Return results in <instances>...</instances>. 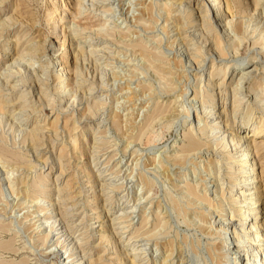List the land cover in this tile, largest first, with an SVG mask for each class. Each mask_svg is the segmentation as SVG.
Masks as SVG:
<instances>
[{
	"label": "rangeland",
	"instance_id": "374dc122",
	"mask_svg": "<svg viewBox=\"0 0 264 264\" xmlns=\"http://www.w3.org/2000/svg\"><path fill=\"white\" fill-rule=\"evenodd\" d=\"M165 1L0 0V71H4L0 74V100L5 106L0 116V143L21 157L18 161L10 160L9 156L5 160L0 158V264H66V261L61 262L62 256L70 254L74 262L82 253L85 260H96L102 255L101 264H108V250L100 243L98 233L110 224L115 227L113 231H118L114 236L116 241L123 239L139 246L144 254L143 264H162L163 259H166L165 264H236L233 255L228 254L233 244L223 243L220 237L208 231V225H213L218 218L207 211L205 219L196 215L197 204L192 202L189 206L190 198L183 185L186 181L195 183L203 178L212 181L214 170L208 163L210 160L219 163L216 168L221 165L219 173L224 174L223 177L235 176L236 183L239 177L234 169L240 162L249 163L248 157L234 158L233 167L226 165L225 154L235 150H231L233 147L222 149L214 139L209 140L207 146L181 157H173L179 152L173 151L172 145L182 144L184 127L194 130L198 122L202 123L203 114L197 105L200 90L211 89L207 82L216 86L223 80L220 90H224L225 99L219 102L226 112L221 119L228 131L237 126L251 128L257 122L264 125L261 75H255L254 81L250 75L241 81L238 79L241 73L235 75L250 64L252 57L251 69L254 70V66L259 67L257 71L264 69V37L261 38L264 1L222 0L233 17L225 26L213 18L214 7L209 8L206 0H179L176 6H163ZM181 2L197 7L192 15L194 23L184 18L186 8ZM206 7L210 10L212 29H205V37H200L195 33L200 27L198 11ZM214 33L222 39L220 51L210 44ZM139 45L153 57L146 58ZM195 50L200 54H195ZM13 60L16 62L6 69V64ZM61 67L64 70H59ZM32 76L48 80L43 89L49 95L47 99L51 96L56 104L60 100L63 107L70 101L73 103L64 109V117L59 114L56 133L48 129L55 111L49 112L46 108L42 116H36L38 112L31 113L30 122L25 123V113H18V107L10 106L24 99L28 102L36 99L39 86L31 82ZM238 81L242 82L241 88L233 93ZM62 85L67 86L59 97L57 92ZM22 90L26 96L18 99ZM217 91L218 88L211 93ZM234 94L240 103L237 113L231 110ZM86 98L88 102L98 103L94 115L88 119L80 116ZM34 119L44 130L36 133L37 140L32 143L25 133L17 130L24 127L23 122L31 128ZM65 119H69L68 127L74 122L77 126L71 133L62 130ZM69 134L75 137L76 148ZM203 140L207 141L200 139ZM262 142L264 130L254 142L258 144L255 160L263 171L257 179L258 189L263 190L259 201L264 206ZM60 149L64 171L57 185H53L52 180L59 173L55 161ZM94 155L96 160L92 161ZM97 168L102 169L103 174L94 178ZM83 171L90 178L85 184ZM227 171L229 173H225ZM110 172L116 177L107 176ZM41 177L50 188L44 195L40 193L43 188L33 187V183H42L39 182ZM104 178L105 182L118 187L109 185L107 190H101ZM20 179L22 183L17 185ZM147 180L151 181V186L143 182ZM64 184L67 185L63 193H57V186ZM173 200L182 207L180 210H176ZM46 202L53 206L45 207ZM53 213H56L55 218H60V226L67 227L66 239L60 237L59 245L52 243L56 236L41 238ZM142 214L146 215V222L140 228ZM115 216L118 219L113 221ZM117 221L119 225L129 226L120 231L118 224H112ZM133 227L137 231L134 232ZM90 228L99 231L90 236ZM229 233L225 234L227 240ZM67 246L71 250L62 253ZM147 258L150 260L145 262ZM242 260L243 257H239V262Z\"/></svg>",
	"mask_w": 264,
	"mask_h": 264
},
{
	"label": "bare ground",
	"instance_id": "6f19581e",
	"mask_svg": "<svg viewBox=\"0 0 264 264\" xmlns=\"http://www.w3.org/2000/svg\"><path fill=\"white\" fill-rule=\"evenodd\" d=\"M167 1H170V2L168 3ZM178 1L179 0H166L165 2H163V6L175 5V3L178 2ZM84 2H81L82 6H83ZM181 3L184 4L183 2H181ZM206 3H207L209 8L211 6L214 7L213 8L214 9V15H212V16L216 20V22L223 24V26H225V24H229V22L232 20L233 17L229 13V8H228V5H227L226 2H224L222 0H206ZM180 6H182V5L180 4ZM177 7L180 8L179 5ZM183 7L186 8L185 11H184V18L186 20H188L190 23H194L195 19L193 20L192 15H193V11L196 10L197 7L196 8L190 7L189 2H186V4H184ZM81 8H84V7H81ZM209 11L210 10H208L207 7L204 8L203 10H201V11H198L199 16H198L197 19H198V22H199L198 26H200V27L198 29H196L195 33L197 35H199L200 37H205V29L207 31H211V29H212V27L210 26L211 22H209L210 18H211L210 14H209L210 13ZM179 14H180V12H179ZM241 19H242V22H244V20H243L244 17H242ZM54 24H57V22H55ZM214 24H216V23L214 22ZM246 24H247V22H246ZM263 24L261 25L262 27H263ZM218 26H219V24H218ZM259 33H261V31ZM259 35H261V34H259ZM212 36H213V42L210 43L211 46L215 50L220 51L222 49L221 47L223 45V42L221 41L222 40L221 37L220 38L217 37L216 33H214ZM263 37H264V35H261V38H263ZM139 46L141 47L140 50L144 51L142 53H145L146 58L150 59V58L153 57L152 54L145 52L147 50L144 47H142L141 45H139ZM195 52H196L195 54H200L199 50H195ZM253 60H254V57H252V60L250 61L249 65H244V69L242 71H238L237 73H235V75H238V74L241 73L239 75V77H238V79L240 81L243 80L247 75H250L251 76V80L254 81L255 75L258 77L259 74H260L261 75L260 84L263 85L264 84V69H262V70L259 69V70H261L260 73L258 72L259 70L258 71L255 70V69H258L259 67L255 68V66H254L253 67L254 70L251 69L252 64H253L251 62ZM14 61L15 60H13V62H11L9 65L6 64V66H5L6 69H8L10 67V65L14 63ZM52 65L53 64H51V66ZM210 67L212 68V66H210ZM59 70H64V68L61 67ZM226 70H227V67L224 69V74H225ZM2 73H4V71L3 72L0 71V74H2ZM38 74H39V72L36 73V75H38ZM57 75H59V74H57ZM64 77H67V76L64 75ZM209 77H210V75H208V78ZM31 82H33L35 84H38V86H39V89L36 91V93H37L36 99L34 101H32V102H28L27 99H24L23 101H18V102L14 101L15 103H12L10 106H11L12 109L13 108L15 109L16 107H18V109H19L18 113L19 112L25 113V116H26L25 118L26 119H25V121L23 120L25 123H29L30 122L28 120V117H29V115L31 113L38 112L36 116H42L43 111L46 108L49 110V112H52V111L57 112V113L54 112V118L51 120V122H49V126H48V129L52 130L53 133H56L59 114L63 115V117H64L66 115L64 113L65 112L64 109H67L73 103H71V101H70L71 105L67 104L66 107H63L61 102H60V100H58L57 104H56L55 101L53 99H51V96H50L49 99H47V97L49 95H47L46 92H43V89L46 88V86L48 84V80L46 79V77L42 78L40 76H34V77L32 76ZM238 82L235 83V87L232 89L233 93L235 91L239 90V88H241L240 85H241L242 82H239V83ZM19 83H18V85H19ZM207 85H209L211 87V89H209L208 91H206V90H202L201 91L200 90V97H201L200 101L197 99L199 101L198 102L199 105H197V106H199V108L201 109L200 113L203 114L201 116L202 123L198 122V125L196 127H194V128H196L194 130H193L192 127H184L185 131L183 132V134H181L182 135V140H180V141H182V144L180 146L179 145H177V146L176 145H172V146H174V147H172L173 151H178L179 153L177 155H174V156L172 155V156L173 157H181L187 152H190V151L194 152V151L200 149V147H202L204 145L207 146L208 145V141L211 140V139H214L215 140L214 143L220 144L222 149H225L226 147H233V148H231V150H235L234 153H231V154L226 153L225 154V159H227V162L225 163L226 165L227 164L228 165L231 164V166L233 167L232 163H235V161L233 160L234 158L240 159V158H244L246 156L248 157L247 161L249 163L244 164V163L240 162V166L238 168L234 169V170L237 171V174H238L237 177H239V181L236 182V183H235V178H236L235 176L226 178L225 177L226 175H225L223 177L224 174L221 175L219 173V169H220L221 165H218L217 168H216V163L217 162L214 163V162H212L210 160V161H208V163H209L210 167L212 168V170H214V173H212V177H211L212 181H210V180L206 181L204 178L203 179H199L198 178L199 180L196 181L195 183H188L186 181L183 186L185 187V191H186L185 194H187V196L190 198L189 202H188L189 206H190V204H192V202L197 204L196 205V209L197 210H196V213H195L196 215L200 216V218H204L205 219V217H206L205 213L207 211V213L209 215H212V216L214 215V218H218V220H214L213 221V223H212L213 225H211V224L208 225V227H207L208 231H210V233H212L213 235H216L217 237H220L223 243L225 242V244H226V242H229L230 244H233V246L231 247V249L228 252V254H232L233 255V259H234V262L236 264H238V263L239 264H243L244 260H245V264H264V206L259 201V198L262 197L263 190H259L258 189V187H259V185H258L259 179H257V178H259L260 175H262L263 171L261 170V168H259V166L257 165V162L255 160V156H256V152H257L256 151V149H257L256 146L258 144L254 143L258 139V135L263 132L264 125L262 123H260V122H257L256 126H252L251 128H249L247 126H237L235 130L228 131V129L226 128L227 125H226L225 121L223 119H221L222 118L221 116L222 115L223 116L226 115V112H225V109L223 108L222 102L221 101L219 102V100H221V98L223 100L225 99L224 95H223L224 94V90H220V85H224L223 80H221V81L219 80L216 83V86H215V84L210 83V82H207ZM66 86L67 85L60 86V90L57 92V96L62 97V94L65 91L64 88H66ZM212 87H213V89H217L218 88V91L215 92V93H211V91L213 90ZM250 88H252V87H250ZM23 92L24 91L22 90V92H20L18 94V99H20L22 97L25 98L26 93H23ZM195 94L196 93L194 92L193 93L194 98H195ZM235 94L232 97V108H231L232 112L238 111V109L240 107V103L237 102V99L235 98ZM217 95H219V98L218 99L216 98V100H215V97ZM205 96L208 97L209 99L208 100H204L203 98ZM191 99H193V98H191ZM86 101H87V98H86ZM207 102H210V103L207 104ZM84 105H85V107L82 110L83 114L81 113L80 116L81 117L86 116L87 119L91 118L94 115L95 109L98 106L97 101L90 100L89 102L87 101L86 104H84ZM263 105H264V103H262L261 106H263ZM37 106L39 108L37 110H35L37 108ZM4 108H5V106L3 105V101L0 100V116L2 115V112H3ZM158 108L159 107H155V109H158ZM261 109H262V111H264L263 107ZM156 111H155V114L157 113ZM76 112L78 113L79 111H76ZM68 120H66V119L64 120V124H63V129L62 130L64 132L71 133V131L72 130L74 131L77 128V126L75 125V122H74L73 124H71L70 127H68ZM24 122L21 124V125H24V127L19 128L17 130V132L21 133V134L25 133V137L28 138L30 142H32V143L36 142V140H37L36 133H38L39 131H43L44 127L40 126L36 119L33 120L31 128H27L28 125L24 124ZM219 129L221 130L220 134H219L218 131H216V130H219ZM69 136H71L70 139H72L71 141H72V144H73V148H76L77 141H76L75 137H72V135H70V134H69ZM198 136H204V137L203 138H199ZM200 139L201 140L202 139H206L207 141H204V140L200 141ZM34 144H36V143H34ZM239 148H241V149H239ZM233 154H237V156L234 157ZM7 156H9L11 158L10 160H12V161H18V160L21 159V157L18 154L9 152V150L2 143H0V158H3L5 160L6 158H9ZM62 157H63L62 156V150L60 149L58 157L56 158V161H55V163L59 167V173L52 180L53 185H55V184L57 185V181L60 179L59 177L62 175V173L64 171V165H63ZM95 158H96V156L94 155V158H92V161ZM7 161H5V162H7ZM200 161H203V160H200ZM238 161H240V160H238ZM217 164H219V163H217ZM232 167L228 166L227 168H232ZM96 171H97V173L94 174V178H97V177H99V176H101L103 174V170L100 169V168H97ZM225 173H229V172L227 171ZM112 174H113V172H110V173L107 174V176L109 175L112 178H115L116 176L115 175L112 176ZM208 174H210V172ZM83 176L85 178V180L83 181L84 184L90 182V180H89L90 178H89V176L86 173ZM143 176L144 175H142V177ZM111 177H109L108 180ZM102 180H103V182L100 183V189L101 190H107V186H109V185L113 186V187L117 185V184H114V183L111 184V182L110 183L109 182H105V180H106L105 178L102 179ZM149 180L143 181L145 183V185H147V186L150 185L151 181H149ZM39 182H42V183L41 184L40 183L39 184H34L33 183V187L34 188H37V187L43 188L40 191V193L44 195V194H46V191L50 190V188L48 187V184H44V183H46V180L43 177H41V181H39ZM21 183H22L21 179L16 182L17 185L21 184ZM8 184H9L10 189H11V187H12L11 182L9 181ZM118 184L120 185L121 183H118ZM208 184H210V185H208ZM59 185L56 188V192L60 194V193H63V191L65 190V186L67 184H64L62 186H59ZM151 185H152V183H151ZM227 185H230V187H228ZM236 185H239L240 187L234 189ZM116 187H118V186H116ZM208 187L209 188L213 187V189L209 191ZM89 190L92 193L95 192L94 189L91 188V187H90ZM209 192H211L212 194H209ZM33 202L35 204V200ZM172 204L174 205L176 210L177 209L180 210L182 208V207L180 208L179 203L175 202L174 200L172 201ZM47 206L49 207V206H53V205L51 203H49V202H46V206L45 207H47ZM62 207L66 208L64 206V204H63ZM192 207L194 208L195 206H192ZM182 211L185 212V210H183V209H182ZM208 214H207V216H208ZM54 215H56V213L55 214L53 213V216H52L53 218L51 217L52 220H50L51 222H48V224L46 226V229H45V232H44V234L42 233L43 235L41 236V238L46 239L47 237H50V239H51L53 236H56L53 239V241L52 240L51 241H52V243L57 245L58 244V240L60 239V237L65 238V236L67 234V230L65 228H67V227L63 228L62 226H60L61 225L60 218H55ZM96 217L98 218V216H96ZM139 218L141 219V221H139L138 226H140V228H142L144 226L145 222H146V219H145L146 215L142 214ZM114 219L117 220L118 218H116V216H115V218H113L112 220L114 221ZM96 221L98 222V220H96ZM156 222H157V220H156ZM64 223H62V225ZM112 224H118V226L120 228V231L126 229L129 226V224H127V225L125 224V226L119 225L118 221L117 222H113ZM58 225H59V227H58ZM110 225L109 226L107 225L104 230H102L101 232L98 233L100 243H104V247H105L104 249L108 250V252H107V254H109V258H108L109 262H108V264H114V263H116V264H121V263L143 264L144 260H145L144 259V254H143V251L140 248H138L139 246L137 247V246H135V245L129 243L128 241L123 240V239H120L119 241H116L115 239L117 237L114 239V236L118 233V231H117V233L115 231H113V229L115 227L113 228ZM155 225H158V224L156 223ZM39 226H38V228H39ZM133 228L132 229L134 230V232L137 231V228H135V227H133ZM88 230H89V233H91L90 236L96 234L99 231V230L98 231L95 230L94 228H90ZM138 230H139V228H138ZM120 231H119V233H123V232H120ZM226 232H230L229 233L230 234V238H228L229 240H227V238H226V235H225ZM82 239L83 238H81V240ZM123 241H125V242L122 243L121 245H119V243L123 242ZM4 243H6V242H4ZM7 245H9V244H7ZM67 247H64L62 253H65L67 250H69V251L71 250V248L68 247V249H67ZM124 247H126V248H124ZM59 250H60L59 252L61 253L62 248H60ZM66 253H68V252H66ZM60 255H62V254H60ZM209 255H208V257H209ZM100 257H97L96 260H94V259L92 260L91 258H89L88 260H85V254L82 253L73 262L71 260V255L68 254V255H66V257L62 256L61 262L65 263V261H66V264H101L102 263L101 262L102 259ZM239 257H243L242 262H239ZM147 260H150V258H147L145 262H147ZM165 261H166V259L161 260L162 264H165ZM9 264H10V262H9Z\"/></svg>",
	"mask_w": 264,
	"mask_h": 264
}]
</instances>
